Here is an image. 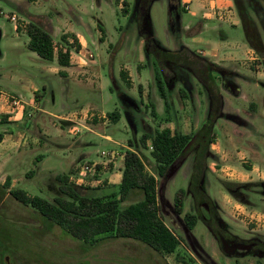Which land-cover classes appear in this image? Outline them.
Instances as JSON below:
<instances>
[{
	"label": "rangeland",
	"instance_id": "374dc122",
	"mask_svg": "<svg viewBox=\"0 0 264 264\" xmlns=\"http://www.w3.org/2000/svg\"><path fill=\"white\" fill-rule=\"evenodd\" d=\"M230 1L234 3L233 11L225 15L217 5L212 7L209 0H201L202 6L197 2L190 6L184 0L179 6L171 0H0L3 89L13 90L14 97L26 101L33 96L30 88L35 85L42 96L40 109L57 116L78 106H81L77 110L80 117L84 116V110L94 109L87 112L89 117L81 125L73 123L65 129L59 125L61 120L42 113L39 108L26 106L27 118L22 120L17 132L24 135L25 144L21 148L30 147L35 158H29L18 171L0 165V181L11 174V178L19 180L17 189L53 202L62 195L53 175L65 169L68 161L89 150L103 151L101 157L106 159L107 167L114 168L116 163L118 167L117 160L131 140L132 151L144 159L147 171L158 181L161 218L181 240L178 249L165 257L135 240L110 238L100 245L85 244L8 195L0 203V211L7 215V219H0V227L9 249L4 253L0 250V264H264V255H245L240 244L233 248L225 243L227 240L221 244L204 222L213 217L205 208L210 205L219 222L218 226L214 223L212 226L222 231V235L228 233L242 241H264V220L259 225L252 220L264 219V195H261L264 187L237 189L242 203L223 185L264 182V150L257 149L255 143H259L261 136L254 133L258 129L264 134V115L258 118L252 115L256 110L257 114L264 113V46L260 45V52L253 49L260 62L248 60L247 38L239 22L237 4ZM237 1L244 4L248 0ZM248 4L256 12L251 14L257 25L254 40L261 43L264 4L252 0ZM30 23L41 25L52 35L56 47L64 51L69 48L62 40L64 35L73 34L79 41H86L84 47L79 43L80 47L70 50L71 66L67 67L70 78L56 72L62 68L56 61L42 60L29 49L26 34ZM101 26L106 35L101 32ZM140 29L143 33L146 30L156 44L147 46ZM224 34L228 37L223 38ZM68 40L74 45L73 38ZM127 68L134 79L132 89L121 77L122 71L130 73ZM156 73L162 75L168 101L166 106L161 99L166 107L161 120L151 115L155 106L152 100L161 98ZM234 84L242 89L240 98L230 91ZM121 92L137 100L141 112L125 102ZM215 94L223 95L224 98L220 96L222 107L225 99L227 111L238 113L242 122L226 117L223 111L218 114L210 137L205 139L201 129L209 118ZM65 105L69 110H62ZM95 107L108 114L120 112V121L112 124L108 115V121L101 119ZM243 120L248 123L244 125ZM9 124L5 121L0 125V135L13 131ZM168 126L173 133L187 132L193 139L168 177L162 179L151 157V141L148 149H144L140 139L146 133L154 135ZM74 127L80 132L72 133ZM87 128L102 135L110 134L115 143L126 147L112 150L113 144L91 134ZM43 134L59 146L45 143ZM81 139L84 144L72 148ZM92 142L91 147L88 143ZM40 143H44L45 149L39 147ZM43 155L45 164L37 161ZM103 168L102 164L96 166L93 162L82 164L79 185L89 190L81 191L83 195H96L93 190L108 183ZM199 172L203 176L195 192L198 194L202 189L206 193L205 206L201 204L203 201H195L191 195L194 191L190 190L192 176ZM253 190L258 193L249 195ZM141 199L140 195L132 194L122 206ZM177 199L183 200L182 213L175 205ZM187 215L195 216L194 229L186 222Z\"/></svg>",
	"mask_w": 264,
	"mask_h": 264
},
{
	"label": "trees",
	"instance_id": "16d2710c",
	"mask_svg": "<svg viewBox=\"0 0 264 264\" xmlns=\"http://www.w3.org/2000/svg\"><path fill=\"white\" fill-rule=\"evenodd\" d=\"M176 1L179 6L181 0H171L172 3ZM252 1L264 4V0ZM235 2L243 20L247 39L253 49L260 52V45L262 46V44L260 41L257 43L254 40L257 25L250 15L249 6L237 0ZM147 5H149L148 2ZM254 6L256 7V5ZM100 30L105 35V30L102 26ZM140 33L145 38L147 46L156 44L146 30L144 34L143 30L140 29ZM27 35L29 37L28 47L32 52H35L42 60L47 62L52 63L56 61L63 68L71 66V48H74V46H77V48L80 47L78 39L72 34L62 37V40L69 46L66 51H64V48L56 47L52 35L36 23H30ZM70 37L74 39V45L69 44L68 39ZM59 74L62 77L67 76L62 71ZM121 77L126 81L127 86L131 87L128 72L122 71ZM155 81L162 99L165 100V104L168 106L167 93L162 75L156 73ZM220 96V94L213 96L210 116L201 129V134L203 133L205 139L210 137V133L215 126V121L220 116L218 114H221L222 96ZM214 105L217 107L216 109ZM151 115L153 118L158 119L155 108L151 112ZM108 118L112 124L117 123L121 119V114L115 111L109 113ZM4 122L5 118L1 117L0 123ZM192 139V135L173 133L171 128L166 127L162 130H157L154 135L146 133L140 140L144 149H148V141H151V157L157 163L159 176L162 179H166L172 166L182 158ZM129 144L131 147L134 145L131 140ZM208 144L210 146L212 141L209 140ZM39 160L40 157L37 158V161ZM202 176V172L195 173L192 176L191 188L194 192ZM56 181L59 183V189L62 195L56 197L51 202L39 196H29L22 189L12 188V181L10 178H7L5 183H0V203L5 201L7 196L10 195L11 198L23 204L25 207L37 211L51 225H56L73 238L93 246L100 245L110 238L114 240H135L145 244L156 253L165 257L173 254L181 245V240L161 218L158 181L154 175L147 171L144 159L136 151L129 150L126 152L122 182L118 191L108 196L88 197L83 195L80 188L71 183L68 174L57 175ZM223 185L242 203L244 201L240 200L237 196L238 194L235 192L237 189L247 191L249 188L260 186L256 183L239 184L233 182H225ZM181 193L186 194L185 191ZM132 194L136 196L140 195L142 199L137 203L123 207V203ZM175 205L177 206L178 212L182 213L183 200L177 199ZM0 219H7V215L5 212L3 214L2 210L0 211ZM186 222L189 223L191 229L196 227L195 216L187 215ZM7 249L9 248L3 240L0 227V250L4 253ZM255 252L253 254L255 256L259 257L260 255H264V241L257 239Z\"/></svg>",
	"mask_w": 264,
	"mask_h": 264
},
{
	"label": "crops",
	"instance_id": "0c3cea01",
	"mask_svg": "<svg viewBox=\"0 0 264 264\" xmlns=\"http://www.w3.org/2000/svg\"><path fill=\"white\" fill-rule=\"evenodd\" d=\"M200 1L201 0H184V2H188V4H190V6L192 5L193 2H197L199 5H201ZM248 1H244L246 5H249ZM209 4L212 7L217 5L218 8H221L222 12H224L225 15L229 14L230 12H232L233 10L231 8L234 7V3H232V1H230V0H209ZM190 6H189V9H190ZM249 11H250V15L252 13L256 14V12L254 11V9L251 6H249ZM238 16H239V19H240L239 22L241 23V25L243 27V30H244V32L246 34V31H245V28H244V25H243V20H242V18H241L239 13H238ZM251 17H252V15H251ZM252 19H253V17H252ZM15 30H16V32L18 34V30H17L16 27H15ZM104 30H105V28H104ZM105 35H106V31H105ZM18 36H19V34H18ZM227 37H228L227 34H224L223 38H227ZM0 38H1V32H0ZM246 38H247V36H246ZM79 43H80V45L82 47H84L85 44H86V41L81 39L79 41ZM246 44H247V48L245 49V54L249 58L248 60L257 61L258 62L260 60V57H258L257 54L254 52L255 50H253V47L249 43L248 39H246ZM261 44H262V46H264V41L261 42ZM0 57H2L1 51H0ZM127 70L130 71L128 68H127ZM60 71L65 72L67 74V76H68V77L67 76L66 77L70 78V75L68 73V68H63L62 67L60 69H57L56 72H58V74H59ZM128 74H129V79L131 81V87L130 88L132 89V87L134 86L133 75H132L131 71ZM233 86L234 87L230 88L231 93L233 95H236L239 98L241 96H243L242 89H240L238 85L234 84ZM30 89H31V92L33 93V96L30 98V100H26L25 101L28 104V106L33 108V109H38L39 108V110H41L42 113L49 114L50 116H52L56 120H61L62 123H60L59 125L62 128H65V129H69L67 126L68 125L71 126L73 123H78V124L82 123L83 119L86 120L89 117L87 112H89L90 110H94V109H88L87 111L84 110V113H82V114H84V116L80 117L79 113H77V110L81 109V106H78V107H75V108L69 110V106L65 105V108H62V110L63 111L69 110V111H67V113H65L64 115L57 116L56 113L40 109L39 102H40V99L42 97L40 95V90L35 85L33 86V88H30ZM0 94L3 95L1 100H0V121H1V117H4L5 121L10 122L11 124L14 123L12 125L9 124L10 126H12L14 128L12 132L8 133V131H5L4 134L0 135V165L1 166L3 165L7 169L8 168H12V169H15V171H18V170L22 169V167L29 160V158H32V157L35 158L34 155L31 156V154H30L32 152L31 151L32 149L30 147L23 146L21 148L22 144H25L24 141L22 142V139L24 138V135H21V133L17 132L18 131L17 129L22 124V120L23 119L25 120L27 118V116L25 114L26 111L23 112V113H20V112L17 113L16 110H15L13 115H9L10 108L8 107V100L6 99V97H12V96L16 95V92H14L13 90H7V89L5 90V89H3V86L0 85ZM121 94H122V97H123L125 102L130 103L133 107H135L138 111L141 112V108L139 106L140 103L137 100L131 99L130 96L126 92H121ZM35 96H37V98H35ZM222 97H223V95H222ZM125 99L128 100V101H126ZM161 99H162V97L161 98L158 97V98H154V100H152V103L155 105L154 108L156 110V113L158 114V118L160 120H161V118L163 116L162 113H164L166 111V107H164L163 102H161L162 101ZM223 102H224V108H223L224 113L223 114H225L226 117L237 118V120L242 122V120H241V118H240L238 113H236V112L235 113H229L227 111L225 99H224ZM95 109L100 112V110L98 108L95 107ZM254 112L255 113L252 114L254 118H258L260 115H264V113L263 114H260V113L257 114L258 110L254 111ZM15 113H17V114H15ZM100 114H101L100 115L101 119L102 118L104 120L107 119L108 113L100 112ZM130 120H131V118H130ZM107 121H108V119H107ZM259 121H260V119H259ZM244 122H245L244 125H246L248 123L246 121H244ZM0 125H4V123H0ZM186 126H188L187 122H185V127ZM87 131L90 132L91 134L98 135L99 137H102V139L107 140V142L113 144L114 146H112V148H114V149H112V150L119 151V149L122 150L123 148L126 147L123 144L115 143L112 140V136L110 134H107V135L103 134L102 135L96 129H91V128H87ZM254 133L259 135V136H261V138L259 139V143H255L257 149L260 150V151L264 150V134L261 133L260 130H258V129H255ZM183 134H188V133L187 132H183ZM43 135H44L45 143H47V144L50 143V144H53L55 146H59V145L55 144L54 142H52L47 135H45V134H43ZM229 139L231 140V138H229ZM81 141H82V139L76 141L74 143V145L72 146V148L76 147V146H82L84 143L81 142ZM43 144L44 143H42V144L40 143L39 147L45 149L44 148L45 146H43ZM88 145L92 147L94 144L92 142V143H88ZM126 149L127 150L124 153L120 154V156H119V158L117 160V161H119V166L118 167H117V163L115 164L114 168H108L107 167L106 159L101 157V153L103 151L101 153H99V152H94L93 153V151L89 150L88 152H85V153H83L81 155H78L77 159L76 158L73 159L72 162L68 161L66 163V168L63 169L62 171L58 172V173H55L53 176L56 177L57 175H60V174H68L70 176V181L71 182L74 181V183H75L74 185L79 187L80 191H89V190L84 189L82 187V185H79V183H80L79 181L82 179V176L80 174L81 173L80 168H81L83 163H87V162H90V163L93 162V163H95L96 166L98 164H102L104 166L103 171H105L104 176H105V178H108V183L106 184V182H105L104 183L105 186H102L98 190H93V192H95L96 195L90 196L89 194H85V196H88V197L108 196V195H110L112 193L117 192L118 189H119V186H120V184L122 182L126 152L129 151V150H131V151L133 150L132 147H130V146L126 147ZM94 154L96 155V157H95ZM39 157H40V160L38 162L39 163L43 162V164H45V161H43L44 158H45V155L39 156ZM4 171H6V170H4ZM8 175L12 176L11 174H8ZM10 176H8L7 178L11 179L12 188L16 189V185H18V181L19 180H17L16 178H13V177L11 178ZM7 178H6V180H7ZM6 180L0 181V182L3 184V183H5ZM256 184H259L260 186L264 187V182H257ZM260 186H258V187H260ZM92 188H95V187H92ZM251 193H258V191H254L253 190V191L249 192V195ZM261 195H264L263 192H261ZM252 220L255 221V224L259 225V222H262V220H264V219H260V217H256V219H252ZM253 221H251V222H253ZM256 222H258V223H256Z\"/></svg>",
	"mask_w": 264,
	"mask_h": 264
},
{
	"label": "flooded vegetation",
	"instance_id": "af4514ba",
	"mask_svg": "<svg viewBox=\"0 0 264 264\" xmlns=\"http://www.w3.org/2000/svg\"><path fill=\"white\" fill-rule=\"evenodd\" d=\"M212 105H213V101L210 103V113H211ZM223 107H224V105H223ZM223 107L221 109V113H223ZM191 187H192V183H191ZM190 190L193 192L192 188ZM198 192H199L198 194H196V192H193V193H191V195L193 198L196 199L195 201L197 203H200L201 201H203V203H201V204L202 205L204 204V206H205L206 205L205 200L208 197H206V193L204 191H202V189L198 190ZM187 194L188 193H186V195ZM205 208L207 209L210 216L213 214V217H210V218L205 219V220L203 219V220H204L206 225L209 224L208 228L211 230V232L215 235V237L218 239V241L221 244H223L227 240L225 243L231 244V247H233V248L240 244V246L243 247V249L245 250V255H253L254 253H256L255 248L257 245V239H249V240L242 241L241 239H238L237 237H234L232 235H228V233H225L224 235H222L223 234L222 231L218 230V228H216V226H215V228L212 226L213 223L216 224L217 226L219 225L218 224L219 223L218 217L215 215V212L211 209L210 205L209 206L206 205ZM171 221L173 222V220H171ZM7 261H9V259H7Z\"/></svg>",
	"mask_w": 264,
	"mask_h": 264
},
{
	"label": "built area",
	"instance_id": "2783aa9c",
	"mask_svg": "<svg viewBox=\"0 0 264 264\" xmlns=\"http://www.w3.org/2000/svg\"><path fill=\"white\" fill-rule=\"evenodd\" d=\"M2 96L3 95L0 94V100H1ZM6 99L8 100V107L10 108L9 115H13L15 110L17 113H19V112L23 113L26 111V106H28V104L25 101H23L21 98H16V97L12 96V97H6ZM17 113H15V114H17ZM28 116L30 117V113L28 114ZM71 132L74 134L79 133L80 129H78L77 127H74L73 129H71ZM113 154H115V153H113Z\"/></svg>",
	"mask_w": 264,
	"mask_h": 264
},
{
	"label": "water",
	"instance_id": "95a60500",
	"mask_svg": "<svg viewBox=\"0 0 264 264\" xmlns=\"http://www.w3.org/2000/svg\"><path fill=\"white\" fill-rule=\"evenodd\" d=\"M125 100H126V99H125ZM126 101H128V100H126ZM240 247H241V246H240ZM240 247H239V248H240ZM241 248L243 249V247H241ZM259 257H261V255H260Z\"/></svg>",
	"mask_w": 264,
	"mask_h": 264
}]
</instances>
